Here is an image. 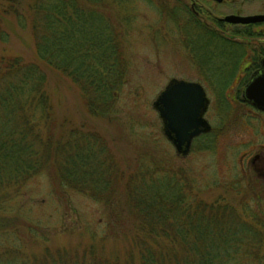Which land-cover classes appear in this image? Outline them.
Masks as SVG:
<instances>
[{"label":"trees","instance_id":"1","mask_svg":"<svg viewBox=\"0 0 264 264\" xmlns=\"http://www.w3.org/2000/svg\"><path fill=\"white\" fill-rule=\"evenodd\" d=\"M1 2L2 15L27 19L42 64L0 56V211L31 178L47 173L55 190L102 203L109 221L95 243L31 253L27 245L45 242L46 234L0 213V233L17 236L15 245H0V264H261L264 233L233 207L200 198L181 170H121L99 132L57 122L41 66L78 88L89 116L109 119L126 63L115 23L96 11L116 0ZM122 238L129 241L122 255L101 252L102 242Z\"/></svg>","mask_w":264,"mask_h":264},{"label":"rangeland","instance_id":"2","mask_svg":"<svg viewBox=\"0 0 264 264\" xmlns=\"http://www.w3.org/2000/svg\"><path fill=\"white\" fill-rule=\"evenodd\" d=\"M166 2L170 0H116L96 11L110 15L115 23L114 35L122 41L126 63L125 79L108 120L89 116L78 88L63 75L40 65L45 70L55 118L59 123L85 125L99 132L121 170L132 171L143 165L181 170L194 182L200 198L233 207L253 229L264 233V183L245 160L240 161L241 154L248 150L247 127L242 117L249 111L243 102L231 104L236 88H222L236 65L247 62L249 53L240 52L233 42L215 40L180 23L178 18L182 16L170 14ZM3 4L0 0V56H19L38 63L27 19L21 24L13 15H2L6 8ZM257 6H264V0ZM193 32L198 34L192 37ZM187 33L189 39H185ZM237 42L239 47L242 41ZM259 42L264 49V41ZM238 73L237 69L233 78ZM203 76L211 80L213 88ZM173 79L201 83L209 100L204 118L212 131L196 136L185 155L177 153L165 136L163 122L153 106L158 94ZM219 130L221 136L217 135ZM6 208L0 211L2 215L36 224L46 234L45 242L37 240L27 245L31 253H40L45 245L83 247L95 243L108 229L109 212L102 203L71 189L55 190L47 173L31 178ZM16 240L10 231L0 233L1 246L15 245ZM128 245L125 238L108 239L101 243V252L122 255Z\"/></svg>","mask_w":264,"mask_h":264},{"label":"flooded vegetation","instance_id":"3","mask_svg":"<svg viewBox=\"0 0 264 264\" xmlns=\"http://www.w3.org/2000/svg\"><path fill=\"white\" fill-rule=\"evenodd\" d=\"M261 1L262 0H170L171 3L166 2L165 5L169 6L170 14L175 15V17L176 14L182 16L178 18V21H181L180 23L191 25L194 31H203L215 40L233 42L235 44L234 46H237L236 48L240 50V52L245 51L246 54L249 53L247 62L243 65H236L222 88H236V94L231 97V104L235 105L243 102L244 107L249 111L243 114L242 117L247 127L246 145L248 143V150L241 154L240 161L243 163L245 160L247 167L252 169L254 174L264 183V110L258 108L245 96L246 86L256 76H261L262 80L258 81V85H262L264 88V49L259 44V41H264V20L249 23L227 20L229 16L247 17L264 15V6H257L260 5ZM256 3L258 4L255 7ZM226 26L233 28L229 30L226 29ZM237 27L249 28L251 31L238 32L234 29ZM196 34L198 33H190L192 37ZM190 35L188 33L184 35L185 39H189ZM237 41H242L240 46L244 48L243 50L239 48L240 46L238 47L239 42ZM237 69L240 73L237 74V77L233 78L234 72ZM203 71L204 70H201V73ZM202 75H205V72H203ZM204 80L209 83L212 88L214 87L210 79L204 77ZM201 86L205 90L202 84ZM211 131L212 129L209 130V132ZM203 134L201 133L200 135ZM217 135H222L220 130L217 132ZM197 137L192 139L191 145L193 140Z\"/></svg>","mask_w":264,"mask_h":264},{"label":"water","instance_id":"4","mask_svg":"<svg viewBox=\"0 0 264 264\" xmlns=\"http://www.w3.org/2000/svg\"><path fill=\"white\" fill-rule=\"evenodd\" d=\"M233 22H257L264 15L247 17L229 16ZM261 76L254 77L245 88V96L258 108L264 110V88L258 85ZM204 88L197 82L182 79L171 80L158 94L153 103L164 126V134L179 154H187L193 137L208 132L211 127L203 117L208 106Z\"/></svg>","mask_w":264,"mask_h":264}]
</instances>
